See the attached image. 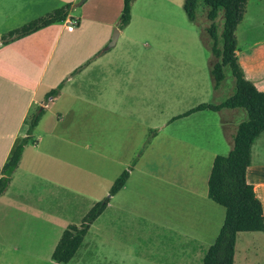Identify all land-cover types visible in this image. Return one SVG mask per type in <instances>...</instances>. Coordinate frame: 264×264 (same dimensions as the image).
I'll return each instance as SVG.
<instances>
[{
	"label": "crops",
	"instance_id": "obj_1",
	"mask_svg": "<svg viewBox=\"0 0 264 264\" xmlns=\"http://www.w3.org/2000/svg\"><path fill=\"white\" fill-rule=\"evenodd\" d=\"M86 1L0 0V176L2 166L10 158L16 145L28 136L25 120L30 110L46 102L48 92L68 78L58 95L43 109L47 112H43L29 135V138L38 144L33 145V149L24 147L12 180L5 193L0 196V264H9L10 260H13L11 263L14 264V261L19 259L21 264H28L29 260L39 264L45 254L46 242H50L47 249L51 258L63 231L69 225L79 226L81 222L75 224L69 214L62 213L69 209L67 204L72 205L73 202L66 197L62 198L64 193L61 189L70 194H78L75 187L62 181L63 178L83 179L87 183V178L92 174L85 172H91L94 158H97V161L102 159L115 162V156H104L108 151H105L104 155L97 152L98 155L94 152L93 143L76 139L72 135L71 129L75 127L76 116L86 110H98L110 115L107 117L123 119V112L128 111L124 108V100L130 92L129 88L137 69L143 68L140 74H150L152 62L154 73L153 58L156 57L157 51L164 56L165 65L169 59L167 57L171 58L168 53L171 51L167 47L162 50V46L150 47L140 43L141 38L151 35L142 23L152 15L147 5L160 4L165 0H143L140 4L142 10L137 8L139 0H133L130 21L123 28H120L119 24L124 0H95L91 6H88ZM262 2L263 0H247L243 19L235 31L237 61L245 79L260 92H264V14L249 12L248 7L253 3ZM63 6L75 7L73 15L79 20V24L74 31L67 32L63 22L54 23L6 44L2 43L3 35ZM160 14L167 17L165 12ZM245 17H248L244 28L247 39L242 48L238 30ZM166 32L164 37H167ZM108 44L110 49L107 52L91 61L74 77H69L74 70ZM202 112L198 111L176 120H185ZM47 115H53L57 122L61 123L59 128L55 124L47 126L46 122L50 121L49 117L46 118ZM172 119L171 121H176ZM238 125L228 129L229 125L225 124V135L232 139ZM148 127L149 138L156 136V130ZM55 128L60 132H55ZM263 133L251 148V162L246 170V180L253 186L264 211ZM204 140L205 132L197 137L200 143H204ZM28 149L32 150L26 155ZM28 159L30 163L23 164ZM122 172L116 171L112 178L115 180ZM129 179L130 173L119 192L125 188ZM109 205L110 201L88 229L75 255L66 264H108L107 253L102 252L103 247L113 238L122 235H125L126 239L119 242L121 245L128 240H135L137 245L140 244L138 239L147 241V249L143 252L147 253L150 260L159 261L155 264H202L198 235L196 237L189 233L190 235L171 236L166 232L167 235L163 236L155 229V233L142 234L134 228L144 225L135 219L127 223L118 219H101V224L98 225V220ZM46 227L52 231L50 235H46ZM158 232L160 234H157ZM238 234L232 264H264V238L258 234H249L239 240ZM81 249L83 250L80 251ZM135 253L136 250L129 254Z\"/></svg>",
	"mask_w": 264,
	"mask_h": 264
},
{
	"label": "rangeland",
	"instance_id": "obj_2",
	"mask_svg": "<svg viewBox=\"0 0 264 264\" xmlns=\"http://www.w3.org/2000/svg\"><path fill=\"white\" fill-rule=\"evenodd\" d=\"M94 1L87 0L86 4L91 6ZM184 1L165 0L160 4L147 5L152 15L142 23L151 35L141 38L140 43L150 47L162 46V50L167 47L171 51L168 52L171 58L167 57L169 59L165 65L164 56L157 51L153 58L154 73L152 62L150 74H140L143 68L137 69L130 92L124 100V108L128 111L123 112V119L107 117L110 115L98 110H86L76 116L75 127L71 129L72 135L76 139L89 140L96 153L104 155L108 151L104 156H115V162L102 159L97 161L94 158L91 172H85L92 174L87 178V183L83 179L63 178L62 181L75 187L78 194H70L61 189L64 193L62 198L66 197L73 202L72 205L67 204L69 209L62 213L69 214L73 223L79 224L91 205L108 196L115 181L112 178L114 173L129 170L130 167L128 183L119 194L111 198L108 209L97 224H101V219H118L126 223L135 219L144 225L134 228L142 234L155 233V229L163 236L166 232L171 236L189 233L198 235L199 251L203 258L224 220V209L207 197V179L212 161L216 155H227L232 147V139L225 135L224 125H229L227 128L230 129L245 121L247 114L243 109H221L216 113L203 111L185 120L171 121L173 117L199 104L219 105L235 92V80L228 67L223 69L225 78L220 87L213 89L210 76V63L213 59L205 32L210 25L206 8L203 1L198 0L195 20L190 22L183 11ZM142 2L143 0H139L138 10H142ZM248 11L264 14V0L250 5ZM160 12H165L167 17H163ZM78 14L79 12L76 13ZM247 18L245 17L238 30L242 48L247 39L244 32ZM214 23L217 27L218 47L221 48L224 24L222 9ZM164 30L167 31V37L163 36ZM33 111L30 110V114ZM45 112L47 111L44 110ZM48 117L50 121L46 122L47 126L55 124L59 128L61 123L53 115H47L46 118ZM146 125L156 130V136L149 138L150 128ZM55 132L60 131L55 128ZM203 132L205 140L200 143L197 137ZM26 146L33 149L31 138L24 147ZM32 149H28L26 155ZM26 163L29 164L30 159L23 164ZM35 171L39 173L36 168ZM83 177L86 178L85 175ZM45 231L46 235L52 232L47 227ZM249 234H258L264 238L261 232L239 233L238 238L242 240ZM125 239V235L113 238L103 247L102 252L107 253L108 264L159 262L150 260L147 253L143 252L147 249V241L138 239V245L134 243L135 240L119 244ZM49 246L50 242H46L45 254L39 264H53L47 249ZM135 250V255L129 254ZM14 264H21V260H15ZM28 264L34 263L29 260Z\"/></svg>",
	"mask_w": 264,
	"mask_h": 264
},
{
	"label": "trees",
	"instance_id": "obj_3",
	"mask_svg": "<svg viewBox=\"0 0 264 264\" xmlns=\"http://www.w3.org/2000/svg\"><path fill=\"white\" fill-rule=\"evenodd\" d=\"M133 0H124L120 28L130 21L131 4ZM198 0H185L183 11L190 22L195 20V9ZM206 8V17L210 25L205 32L209 38L211 58L210 76L213 89L217 90L225 76L223 69L228 67L235 80L233 96L219 105L199 104L187 112L174 117L176 120L192 113L204 110L218 112L221 109H243L247 119L241 122L232 137V147L227 155L214 157L207 181L208 198L225 210V216L220 231L214 243L207 249L202 264H232L236 235L239 232H261L264 234V211L260 200L256 197L253 186L246 180V170L251 162V148L264 132V92L245 79L237 56V41L235 31L242 21L247 0H202ZM69 6H63L52 12L36 18L21 27L8 32L1 37L3 44L34 33L48 25L64 22ZM223 10L224 24L221 32L222 47H218V35L215 20L219 10ZM110 49L108 44L103 50L74 70L69 77H74L91 61ZM68 79V78H67ZM46 95L54 98L63 88L66 80ZM35 111V112H34ZM29 113L25 122L28 125L27 135L14 148L10 158L1 168L0 196L7 190L14 171L17 168L24 146L29 140L40 116L44 110L36 107ZM129 170H124L114 181L108 196L96 202L83 217L79 226L69 225L62 233L55 246L51 259L55 264H66L75 255L92 223L103 213L110 198L116 195L126 183Z\"/></svg>",
	"mask_w": 264,
	"mask_h": 264
},
{
	"label": "built area",
	"instance_id": "obj_4",
	"mask_svg": "<svg viewBox=\"0 0 264 264\" xmlns=\"http://www.w3.org/2000/svg\"><path fill=\"white\" fill-rule=\"evenodd\" d=\"M75 11V7L70 6L68 9V15L65 19L64 23V28L67 32H72L74 29L77 27L79 24V20L73 15V12ZM52 100V98H48V100L44 103L41 104V108L44 109L47 107V104ZM33 145H37V141H32Z\"/></svg>",
	"mask_w": 264,
	"mask_h": 264
}]
</instances>
